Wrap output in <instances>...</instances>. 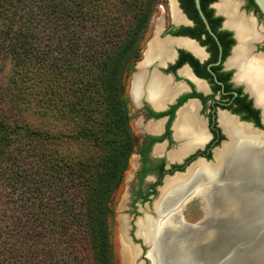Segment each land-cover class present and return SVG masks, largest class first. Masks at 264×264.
<instances>
[{"label": "trees", "instance_id": "1", "mask_svg": "<svg viewBox=\"0 0 264 264\" xmlns=\"http://www.w3.org/2000/svg\"><path fill=\"white\" fill-rule=\"evenodd\" d=\"M160 2L0 0V264H115L123 76Z\"/></svg>", "mask_w": 264, "mask_h": 264}, {"label": "flooded vegetation", "instance_id": "2", "mask_svg": "<svg viewBox=\"0 0 264 264\" xmlns=\"http://www.w3.org/2000/svg\"><path fill=\"white\" fill-rule=\"evenodd\" d=\"M220 3L199 0L205 23L194 0H161L160 14L149 38L144 37L140 56L123 76L134 144L113 195V221L122 227L123 219V232L139 244L144 264H148L147 243L137 234L140 221H159L175 213L184 224L201 221H190L193 205L204 211L203 199L194 193L173 211L199 182L179 194L174 203L158 208L172 182L183 181L200 161L212 165L216 173L201 178V183L208 182L212 188L221 185L222 176L234 183L215 156L230 140L220 115L230 117L240 127L250 123L263 128L261 108L255 106L247 84L235 78V66L227 62L239 44V35L237 26L226 22L227 15L218 8ZM227 4L240 25L248 26L249 34L243 36L246 57H264V16L253 0H227ZM187 111L196 124L192 131L186 127Z\"/></svg>", "mask_w": 264, "mask_h": 264}, {"label": "bare ground", "instance_id": "3", "mask_svg": "<svg viewBox=\"0 0 264 264\" xmlns=\"http://www.w3.org/2000/svg\"><path fill=\"white\" fill-rule=\"evenodd\" d=\"M218 8L224 11L227 15L226 22L234 24L238 29L237 33L239 35V44L233 49L232 55L228 58L227 62L228 64L235 66V78L243 80L249 87L255 103L262 110V118L264 122V57H246V48L245 44L243 43V36L245 33L249 34L248 26L240 25V20L233 14L232 10L227 4V0H221ZM147 54L149 56V52ZM190 113L187 111L186 127H189L190 131H192L193 126L196 124H194L193 117L189 115ZM220 123L224 132L230 138L231 145L235 141V147L230 145L229 148V143H226V145H223L222 150L217 151L215 154L218 164L220 163L219 165L222 164L223 168L224 166L225 169L227 168L226 177H228V179H235L232 186H238L239 181L244 179L251 185L253 181L252 178L255 174H258L256 175V178H259V183L262 185L264 180V151L261 148L264 147V145L257 143L254 132H247L244 127L235 125L230 117L221 114ZM228 148L232 149V152L230 150V152L227 153ZM214 172L215 170L212 165L205 164L200 161L196 162L194 167L190 170L188 176L183 181H174L171 183L172 186L168 188L165 196L158 203V208L162 209L169 204L174 203L180 196L179 194H181L184 190L192 188V186L199 182L194 187L192 193L200 196L203 199L205 217L202 219V221L210 217L211 223H219L220 216L228 217L229 220L230 214L233 213L234 210L237 212L238 204L243 199L247 204H249V200L253 199L252 190H250L251 192H248L243 188H236L233 190L235 191L234 194H232L230 187L227 189L225 188V185L223 186V184L218 185L217 187L214 186L209 188L208 186H205L203 183H201V178L210 177L213 174H216ZM248 183L245 184L248 185ZM222 186L226 190V194H224V196L222 193L225 192V190L222 189ZM214 193L215 195L213 197ZM260 196V212L263 211L261 214L262 216L264 214V198L263 194H260ZM214 205L216 207H214ZM232 210L233 212H231ZM183 224L184 223L178 218L177 213L172 214L163 220H144L138 223L137 234L142 237L146 243H153L155 245L154 249L152 250L154 264H161L162 259L166 257V255L164 257V250L161 249L162 241L171 237L174 230L180 229ZM246 229L247 230L244 232V234L248 232L246 237L249 240L253 233L250 231L249 226ZM223 232L226 233L225 230H217L214 227L205 228L202 234L194 235L192 242L196 244L203 242L207 243L212 239L219 237H215L216 235L221 236ZM221 245L222 243L219 241V243L208 248L207 255L210 258L208 264H213V262H215V259L218 256L217 254L220 252ZM123 246L126 248L125 252H123L125 253V259L130 260V264H134L133 259H131L132 255L129 250V244L124 243ZM176 246L179 249V254H182L185 245L182 242L177 241ZM175 261L176 264H183L182 259L177 258ZM171 263L174 262L171 260Z\"/></svg>", "mask_w": 264, "mask_h": 264}, {"label": "rangeland", "instance_id": "4", "mask_svg": "<svg viewBox=\"0 0 264 264\" xmlns=\"http://www.w3.org/2000/svg\"><path fill=\"white\" fill-rule=\"evenodd\" d=\"M160 11L161 7L158 6L150 20L145 39L149 38L155 18L160 14ZM8 66L9 65L7 63L2 75L8 73ZM261 149L264 151V147ZM256 175L258 174L253 176L251 185L245 179L240 180L238 186L236 187H233V183L229 182L228 184H223V186L225 185V188L227 189L230 187L231 191L235 188H243L248 192H251L250 190H252L253 194V199L249 200V204H247L243 199L238 204L237 212L236 210H234V212L233 210L231 211L233 213L230 214L229 220L228 217L220 216L219 223H211L210 217L202 221L204 218L203 215H205L204 211H201L198 205H193L192 209L194 208V215L190 218V221L195 222L197 219H200L201 222H197L195 225L183 224L180 229L175 230L182 233L184 232L183 234H177L174 232L176 235L162 241L161 249L164 250V257L165 255L166 257H163L164 259H162L161 264H176L175 260L177 258L182 259L183 264H208L210 258L207 255V250L210 248V246L212 247L214 244L219 243V241H221L222 245L220 247V252L217 254L218 256L216 257L215 262L211 261L213 264H264V214L261 216L263 211L260 212V194H263L264 198V180L263 184L261 185L259 183V178H256ZM233 181L234 180H232V182ZM245 183H248V185ZM223 186L222 189L225 190ZM117 191L119 192V190ZM118 192H116V198L118 196ZM224 194H226V190L222 193L223 196ZM120 222L122 227H120L117 220H114L112 223V242L115 253V264H130V260L125 259V253L123 252H125L126 248L123 245L124 243L129 244V250L132 255L131 259L136 256V249L128 242L123 232L125 225L123 219H120ZM248 226L250 231L253 233L249 240L246 237L248 232L244 234ZM210 227H214L217 230H225L226 233L223 232L221 236L216 235L215 237H219L212 239L207 243L203 242L196 244L192 242L194 235H200L203 233L205 228ZM121 233L123 234L122 236ZM185 233H187V235ZM177 241L182 242L185 245L182 254H179V249L176 246ZM171 260L174 263H171ZM142 264H144V262H142Z\"/></svg>", "mask_w": 264, "mask_h": 264}, {"label": "water", "instance_id": "5", "mask_svg": "<svg viewBox=\"0 0 264 264\" xmlns=\"http://www.w3.org/2000/svg\"><path fill=\"white\" fill-rule=\"evenodd\" d=\"M195 1V5L198 9V12L201 16V18L203 19V21L205 23H207L202 11H201V8H200V4H199V0H194ZM253 2L255 3V5L257 6V8L259 9V11L261 12V14L264 16V0H253ZM253 101H254V104H255V100L253 98ZM255 106H257L255 104ZM258 107V106H257ZM260 109V108H259ZM260 119H261V123L263 124V128H258V127H252V125L249 123V124H244L243 127H245L246 131L247 132H254L255 133V137H256V140H257V143L260 144V145H264V122H263V118H262V110L260 109ZM229 143V148H230V140L227 142ZM228 148L227 150V153L230 152V149ZM220 164V163H219ZM223 177V176H222ZM224 178V177H223ZM219 182H221V184H225L227 182H229V180L225 179H221ZM205 186L208 185V182L204 184ZM191 195H193V193H191L190 195H188L182 202H180L174 209L173 211H176L178 210L182 205L183 203L185 202V200L187 198H190ZM196 223H194L195 225ZM215 231V230H214ZM123 234L121 233V236ZM128 241L135 247L136 249V256L133 258V263L134 264H142L143 260H142V257H141V250L139 249V244L134 242V240L132 238H127ZM144 244H146L145 242H143ZM147 250L145 251V257L147 258L148 260V264H154V259H153V256H152V250L154 249V244H149L147 243Z\"/></svg>", "mask_w": 264, "mask_h": 264}]
</instances>
